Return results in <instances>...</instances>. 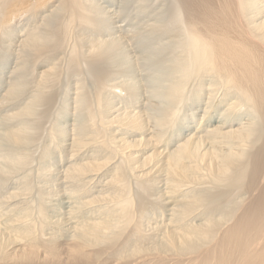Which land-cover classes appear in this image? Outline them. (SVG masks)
<instances>
[{
    "label": "bare ground",
    "instance_id": "6f19581e",
    "mask_svg": "<svg viewBox=\"0 0 264 264\" xmlns=\"http://www.w3.org/2000/svg\"><path fill=\"white\" fill-rule=\"evenodd\" d=\"M55 1L64 14L60 12L62 17L55 28L50 26L49 33L42 32L38 22L33 21L41 18L42 22L48 13L35 12ZM88 3L86 0H0V43L3 48L7 42L6 47L12 46L14 50L10 59L14 65L4 83V92L2 88L0 106L18 88L20 80L16 79V73L27 69L30 72L29 67L33 68L36 61L49 60L38 73L34 72L38 79L36 87L43 89L50 84L57 73L52 58L45 53L63 49L74 39H71L75 35L72 31L85 26L88 31L104 36L101 27L107 21L103 19L106 23L102 25V9L98 14V8ZM172 10V22L175 20L177 29L173 23L169 25L185 37L183 49L190 68L188 76L195 77L196 88L199 87L193 103L195 111L204 104L200 125L169 144L166 137L169 139V127L176 116L174 108L184 96L181 87L169 92L170 103L177 102V107L170 104L171 108L166 112L161 110L163 113L158 118L138 110L145 101L137 104V89H127L122 95L119 92L126 88L106 83L110 77L106 67L117 63L114 45L120 44L122 37L90 40V56H85L86 60L95 65L99 86L112 89L117 103L111 102L113 105L107 107V98L95 91L98 108L94 113L91 108L92 111L88 107L86 110L91 119L89 124L97 119L98 128L71 138L73 157L87 147L93 153L80 159L75 157L59 172L58 178L71 188L69 199L66 197L71 202L65 205L69 219L64 216L67 221L62 228L56 227L57 221L52 220L55 226L52 221L50 224L49 215L39 204L38 219L26 207H22L23 213L20 210L21 214L14 216L0 211V264H264V0H173ZM29 15L32 22L27 21L29 24L15 33L16 39L7 38L10 25ZM126 37L130 45V38ZM75 43L71 45L73 62L81 51L80 42ZM189 81L185 84L189 85ZM133 100L136 102L132 103ZM30 106H18L21 109L16 108L18 111L10 116H23ZM147 118H156L152 121L154 129ZM89 126V130L93 129ZM19 130L12 128L8 133L14 141L21 139ZM127 133L132 137H127ZM131 182L132 186L137 185V193L131 194ZM28 184L27 181L23 186L27 194ZM17 191L13 189L0 203H23L27 194ZM14 200L17 201L13 203Z\"/></svg>",
    "mask_w": 264,
    "mask_h": 264
},
{
    "label": "rangeland",
    "instance_id": "374dc122",
    "mask_svg": "<svg viewBox=\"0 0 264 264\" xmlns=\"http://www.w3.org/2000/svg\"><path fill=\"white\" fill-rule=\"evenodd\" d=\"M92 2H94V3L97 2V3H95L97 7ZM86 3H88L89 5L92 4V6H94L95 9L98 8L97 9L98 14H100L99 9H102L101 10L102 14H103V10H105L103 16H102V14H100V15L102 17H105L106 19L102 18L99 15L101 21H103L102 25L104 24L105 21H107V23L105 22L106 24H104V25L108 24L107 26L103 25V28L101 27V30L104 29V30H102V31H104V33H103L104 36L99 35L98 33H94L90 30L88 31L87 27L85 28V26H84V28L81 27L82 29L79 28V29L72 31L73 32L72 34L74 35V33H75V35L74 36L72 35L73 37H71V39L74 38L76 41H78V43L80 42V48H81V51L79 49V54H78L76 60L73 62L72 58H71V56H72L71 50L73 48V47H71V45L77 44V43H75L76 41L73 43L74 39L70 42L68 41L69 43H66V45L63 49L59 48L57 50H52V51L46 52L45 56L49 55V57L52 58V61H53L52 65L55 66L56 73H57V75L54 76V79L50 82V84L48 83L49 85L47 84V86L43 89L36 87L37 86L36 83H37L38 79H36L35 75H37V74H35V73H38L37 71H39L40 67L42 68V67L46 66L48 64L49 60L42 61V59H41V62H39V63H37V61H36L35 62L36 65L33 66V68L31 67L32 69L29 67V69L31 70L30 72L27 69L28 71L25 70V71L16 73L18 76L15 75V77L17 76L16 79L21 81V82L18 81V83L20 85L17 83L18 88L16 89L14 95H12L6 99H3V105L0 106V201L6 199V196L11 191L13 192V189H16V191L21 190V191H19V193H21L23 191V189H25V187H23V186L27 183V181L29 183L28 186H30L29 187L30 190H28V194L24 191L22 192V193L27 194L26 197L22 196V197H25V199L23 198L25 203L24 202L23 203L22 202L15 203V205L4 203V201H2L3 204L0 203V204H2V205H0V211H2L3 213L8 211V213L6 212L5 215L14 216V215H16V213L18 214L21 211H22L21 213H23L24 209L22 207H24V208L26 207V208H28L27 212L33 213V214L36 213L37 216H36V214L35 215L32 214V216H33V218H34V216L36 217L34 219H38L39 218L38 208H40L39 205H41V206H43L44 211L47 213V216L48 215L53 216L52 218H50L48 216L47 220L51 219L50 224L53 221L58 222L59 225L56 224V222H55L57 228L59 226L61 227L62 224H65V222L67 221L66 218L69 219V214H67V211H66L68 209L66 208L67 206L65 207V205L70 204L69 201L71 202V200H68L69 196L67 195L70 193V192L68 193V191L71 190V188L68 186L67 183H62V180L58 178L60 176V173H61L60 171L63 170L65 168V166H67L69 164L70 161L75 159V157H76V159H78V158L80 159V158H84L86 156H90L93 153L92 148L87 147L84 150H82L81 152H79V154L77 153L73 157V154L71 151V146H70V142L72 140L71 138L76 137V136L87 135L92 130H94V129L96 130L98 128V126L96 125V124H98L97 119H96V121H94V123H95V126H94V123L92 121H91L92 123L89 124V120H91V119H89L90 117L88 116L89 115L88 111L93 110L92 112L94 113V111L98 108V106L96 105L97 102L96 103L94 102L97 100V96H96V98L94 96L96 92H97V95L99 94L98 92H101V95L103 94L102 95L103 99L107 98L105 100V101H107L105 103L107 105H109L107 107L112 106L114 104V102H115V104L117 103L116 95L111 93L112 89L107 88V87H106V89H102L101 86H99L101 84L99 79H95L96 77L98 78L97 75L95 77L96 67L93 63H88V60H86V59H88L86 57L90 56V48H91L90 40L93 39L92 41H94V38L98 39L100 37V38L106 39V37H107L108 38L107 40H109V37L110 38H119V39L122 37L120 40L117 39V41L119 40L120 44L115 43L116 46L114 45L115 50L113 51V53H114V55H116L115 57L117 58L116 59L117 65L115 64V62H114V64L112 62L111 65H112L113 69H112V67H109V68L106 67V69H109V70H107V74L110 76L106 83L108 85H111V86L116 85V84L122 85L124 87V89L126 88L125 89L126 91L123 90V91L119 92L122 95L124 94V92H127V89H131V90L137 89L136 90L138 92L137 98H138V100H140V101H138V100H136L137 98L135 99L137 101V104L139 105L142 103V101H145V103L142 105L144 107L141 106L140 108H137L138 110L145 111V113H147V114L151 113L153 116H157V118H158L159 116H161V114L163 112H166L171 107L173 108L174 104L177 107V104H178L177 102L173 103V104L170 103V102H172L171 101L172 97L169 95H170V93L173 92L175 87H177V88L181 87V90H182L181 93L184 92L183 93L184 96L182 94V96L184 98L180 95L182 97V100L180 99L181 97L179 98V100H181L182 102L179 101L180 104L178 105V107L174 108L176 116L174 115L175 118L173 119V121L171 123L172 125H170V127H169V130H171V132L169 133V135H170L169 139H168V137H166L167 141H169V144H174L179 135L182 136V133H183V135H185L186 133L191 131L194 127H196V125H200V123H199L200 119L199 118L202 114L204 104L200 110L195 111V109L193 107V103L195 100L196 92L198 93V91H199L198 90L199 87L196 88L197 87V85H196L197 79L195 77H193L191 79L190 78L191 76L190 75L188 76V74H190V68L188 67L187 59H186V53H184V49H183L184 48L183 42H185V37L182 35V33H180L181 31L177 32L175 30V29H177L175 26V20H174V22H172L173 21L172 20L173 19V15H172L173 14L172 13L173 12V10H172L173 0H105V1L104 0H92L91 2H90V0H86ZM44 4L45 3H43L42 5H44ZM98 4H100V5H98ZM41 6L39 5V7H41ZM45 6L41 7L42 9L45 7V10L39 9L38 12H35V13H41V15L48 13V16H46L45 19L42 20V22H41V18H37V20L35 19V21H33V22L34 23L38 22V25H40L39 27L41 28L42 32L46 33L49 31L48 29L51 28L50 26L54 27V25H57V20L60 17H62L61 13L64 14V12L63 11L61 12V9L58 5V2H56V1L52 5H49L46 3ZM114 16H116V17L114 18ZM29 17H30V19H29ZM117 17H119V18H117ZM32 20H33L32 15H29L26 18H24V20H22L21 22H19V21L15 22L14 21V24H11L9 29H7L9 31V32H7L8 33L7 38H11V40H15L16 39L15 33L17 35L21 31L20 29L25 28L27 26V24H29L28 22H32ZM121 21L123 22V24ZM46 22H48V25ZM170 23H173L172 25H174L175 29L172 27V25H169ZM12 25H14V26H12ZM118 25H119V27H117ZM165 25H166V27H168V30H166L167 28L165 27ZM167 25H169V26H167ZM42 27H43V29H42ZM40 28L37 27V29H39L38 31H40ZM170 28H172V29H170ZM44 29L46 31H43ZM118 29H120V31H117ZM53 30H51L50 32H53ZM84 30H86V31L84 32ZM172 30L176 31L177 33H175ZM114 31H115V33H114ZM169 31H171V32H169ZM109 32L111 34H109ZM10 34H12V35H10ZM177 34H179V35L181 34V38H179L180 36L179 35L177 36ZM126 35L128 36V38H130V42H131L130 45H129V41L126 42V40H129V39H127ZM76 36H78V37H76ZM79 37L81 39H83V38L84 39L81 40ZM178 38L180 39V41ZM97 39H95V40H97ZM175 40L176 41L178 40L177 42H180V43H177ZM6 44H7V42L3 43V45H5V46H3V48H4L3 49L2 45L0 43V50L2 49L0 51V54H2V55H0V98L2 96V94H1L2 88H4L3 92L6 89V84H4V83H6V80L8 79V75L11 72L12 67L14 65L13 61H11L12 60V54L11 53L14 51V50H12L13 47L10 46L7 48ZM14 45H16L15 42H14ZM132 45L135 47H133ZM9 48H11V49H9ZM133 48H134V50H133ZM86 53L87 54L89 53V54L87 55ZM29 64H32V63H29ZM90 67H91V69H89ZM93 67H95V69ZM179 68H181V69H179ZM111 69H112V71H111ZM80 70L83 72V74H82V72H80ZM113 70H115V71H113ZM178 70H179V72H178ZM94 71H95V73H94ZM27 73H29V76L27 75ZM81 76H82V78H81ZM92 78H94L95 80H93ZM113 78H115V79L113 80ZM76 79H79V81ZM188 79H190V81H192L193 79H196L195 80L196 83L193 80L192 82H194V85L190 81H189V85H186V84H188L187 83ZM93 81H95V82H93ZM146 81H148V82H146ZM22 82H24V83H22ZM28 82H30V83H28ZM190 83L193 86L190 85ZM127 84H128L129 88L126 87ZM96 85L100 88H98ZM2 86H4V87H2ZM182 86H184L185 88H182ZM189 86H190V88H188ZM148 87L150 90L148 89ZM157 87H158V89H157ZM169 87H170V91L168 90ZM191 87L194 89H192ZM146 88L148 89V91ZM195 89L197 91H195ZM109 90H110V92H109ZM103 92L106 93L108 96L106 94H104ZM107 92H109V93H107ZM81 94L84 95V97H82L84 100L83 103H82L83 100L81 98V96H82ZM139 94H142V96H140ZM49 95H50V97H48ZM101 95H99V97H101ZM143 96L146 98H144ZM141 98H142V100H141ZM75 99H76V101H75ZM135 100H133L132 103L136 102ZM73 101H74V103H73ZM108 101H109V103H108ZM147 101H148V104H147ZM23 102H25V103H23ZM87 102L89 105L86 104ZM94 103H95V105H94ZM105 103H104V106H106ZM25 104L31 105L28 113H26L25 115L23 114V116H10L14 112L18 111V110H16V108L18 109L21 106L23 107V106H25ZM41 104H43V105H41ZM91 104L93 105L94 109L92 108ZM131 104L129 103L128 106H131ZM146 104H147V106H146ZM170 104H171V107H170ZM18 106H20V107H18ZM85 106H86V108H85ZM95 106H96V108H95ZM79 107L81 108V110L83 109L82 112H80L81 110H79ZM87 107H88V109H87ZM89 108H91L92 110H90ZM129 108L132 110L131 107H129ZM151 108L153 109V111ZM175 109H177V110H175ZM149 110H150V112H149ZM161 110L163 111L162 113H161ZM87 112H88V114H87ZM159 112H160V114H159ZM81 114H83L84 116ZM18 118L20 120H18ZM155 119L156 118L148 119L150 122V125L154 122ZM89 125H92L93 129L89 130L91 128V126H89ZM153 125H154V123L152 124V126ZM154 126L152 127L153 129H154ZM18 127L20 128L19 133L21 132L20 133L21 139L19 141H14L8 133H10L9 132L10 129H12V128L18 129ZM94 127H96V128H94ZM179 133H181V134H179ZM51 134H53V135H51ZM74 134H75V136H74ZM120 135L123 136V134H120ZM125 135L129 138L132 137V135L130 133H127ZM59 136H60V138H59ZM84 151H85V153H84ZM45 153H46V155H45ZM81 153H82V155H81ZM47 156H50V157H47ZM39 172H40V175H39ZM52 174L53 175L55 174V175L53 176ZM56 175H58V176H56ZM7 176H9V177H7ZM24 182H25V184H24ZM56 182H58V183H56ZM132 185H133V182H131V194L133 192L137 193L136 192L137 191L136 190L137 185L135 183H134V186H136V187H134ZM37 187L38 188L41 187V188L37 189ZM132 187H134V188H132ZM17 188H19V189H17ZM47 188H48V190H47ZM18 191L16 193H18ZM26 191H27V189H26ZM44 192H46V193H44ZM42 193L45 196H43ZM51 197H52V199H51ZM64 199H65V201H64ZM73 199L75 200V197L72 198V200ZM16 201L17 200H14L13 203ZM39 202H42V203H39ZM64 202H66V203H64ZM32 203L34 204V206ZM47 203L50 204L49 205L50 207L47 206L48 205ZM17 204H19V205H17ZM35 204H36V206H35ZM16 205L18 207L20 206L22 209H19L20 207L17 208ZM62 205H63V207H62ZM16 208H17V210H16ZM65 211H66V213H65ZM61 212L65 213V214L62 215ZM20 214H18V215H20ZM56 215H58V216H56ZM61 216H62V219L64 218V216H67V217L65 218V220L64 219L62 220L60 218ZM61 221H63V222H61ZM60 222H61V224H60ZM53 224H54V222H53ZM55 224L52 226H55ZM56 227H53V228L55 229Z\"/></svg>",
    "mask_w": 264,
    "mask_h": 264
}]
</instances>
